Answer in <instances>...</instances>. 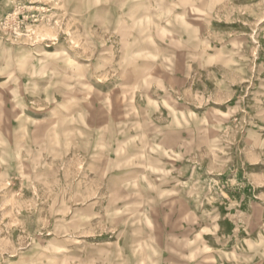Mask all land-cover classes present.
<instances>
[{"label": "rangeland", "instance_id": "obj_1", "mask_svg": "<svg viewBox=\"0 0 264 264\" xmlns=\"http://www.w3.org/2000/svg\"><path fill=\"white\" fill-rule=\"evenodd\" d=\"M0 264H264V0H0Z\"/></svg>", "mask_w": 264, "mask_h": 264}]
</instances>
